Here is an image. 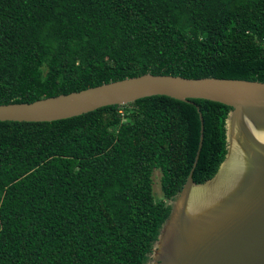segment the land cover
Masks as SVG:
<instances>
[{
	"label": "trees",
	"instance_id": "1",
	"mask_svg": "<svg viewBox=\"0 0 264 264\" xmlns=\"http://www.w3.org/2000/svg\"><path fill=\"white\" fill-rule=\"evenodd\" d=\"M144 73L264 81V0H0V103ZM195 105L201 183L226 153L220 102L0 121V264H144L194 160Z\"/></svg>",
	"mask_w": 264,
	"mask_h": 264
},
{
	"label": "water",
	"instance_id": "2",
	"mask_svg": "<svg viewBox=\"0 0 264 264\" xmlns=\"http://www.w3.org/2000/svg\"><path fill=\"white\" fill-rule=\"evenodd\" d=\"M166 95L228 105L226 153L214 175L192 178L203 140L144 264H264V81L144 73L32 102L0 103V121H54Z\"/></svg>",
	"mask_w": 264,
	"mask_h": 264
},
{
	"label": "rangeland",
	"instance_id": "3",
	"mask_svg": "<svg viewBox=\"0 0 264 264\" xmlns=\"http://www.w3.org/2000/svg\"><path fill=\"white\" fill-rule=\"evenodd\" d=\"M160 176H161L160 170L154 169L152 178H153V191L156 199L162 198V193L160 189Z\"/></svg>",
	"mask_w": 264,
	"mask_h": 264
}]
</instances>
